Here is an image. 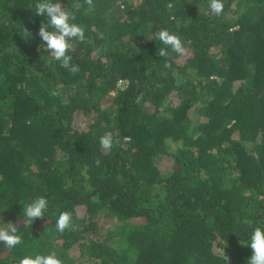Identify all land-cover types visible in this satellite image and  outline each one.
Listing matches in <instances>:
<instances>
[{
  "label": "trees",
  "instance_id": "obj_1",
  "mask_svg": "<svg viewBox=\"0 0 264 264\" xmlns=\"http://www.w3.org/2000/svg\"><path fill=\"white\" fill-rule=\"evenodd\" d=\"M37 2L0 0V222L22 237L0 264H247L264 228V0L219 16L209 0H94L76 13L91 43L73 41L75 75L48 62ZM160 28L185 56L156 54Z\"/></svg>",
  "mask_w": 264,
  "mask_h": 264
},
{
  "label": "clouds",
  "instance_id": "obj_2",
  "mask_svg": "<svg viewBox=\"0 0 264 264\" xmlns=\"http://www.w3.org/2000/svg\"><path fill=\"white\" fill-rule=\"evenodd\" d=\"M84 5H87L88 11L95 9L94 0H84L83 4L76 2L71 9L62 5L60 0H38L34 5L35 14L45 17L47 21L46 23L43 21L40 23L37 35L42 40L43 45L46 46V50L51 53L48 62H59L60 67L68 70L73 75L79 72V65L72 63V56L69 54L73 50V41L91 43L89 38L85 36L84 27L74 22L76 13ZM209 8L217 16L221 15L224 9L223 0H209ZM27 34L29 35V33ZM152 39L158 40L166 46L158 49L156 54L159 57L167 58L169 56L168 48L179 56L187 54L181 38L174 33H170L165 28L153 31L149 40ZM96 51L99 52L100 50L97 49ZM164 66L170 67L167 62H165ZM50 95L57 96L59 92L53 91ZM141 99L142 96H138L136 102L139 103ZM63 102L67 104L69 101L65 99ZM99 144L105 152L111 151L113 147L111 133L102 135L99 138ZM98 163L99 161H97ZM47 209L48 200L45 196H38L26 204L23 211L27 219L33 222L36 219H43ZM71 221L72 214L70 212H60L56 221L57 232L63 233L65 229L70 227ZM248 223L251 225L250 221ZM0 243H3L8 249H13L22 243V237L18 234L15 224L0 222ZM247 245L251 249V256L247 264H264V228L252 227ZM223 255L228 259L224 251ZM16 264H62V261L54 254H35L18 258Z\"/></svg>",
  "mask_w": 264,
  "mask_h": 264
}]
</instances>
